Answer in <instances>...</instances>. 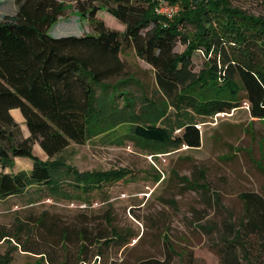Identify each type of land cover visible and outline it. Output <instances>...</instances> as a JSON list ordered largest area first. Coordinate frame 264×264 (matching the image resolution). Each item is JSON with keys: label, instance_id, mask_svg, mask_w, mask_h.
<instances>
[{"label": "trees", "instance_id": "16d2710c", "mask_svg": "<svg viewBox=\"0 0 264 264\" xmlns=\"http://www.w3.org/2000/svg\"><path fill=\"white\" fill-rule=\"evenodd\" d=\"M171 1L179 3L177 10L164 18L152 14L150 0H75L78 14L92 23V33L54 37L47 30L63 12L60 0H15L14 13L0 20V197L19 194L31 184L50 192L66 184L85 190L116 178L117 173L76 172L54 155L69 142L84 143L117 117L132 121L133 135L158 150L199 145L194 121L168 135L132 111L135 99L127 85L136 80L120 58L124 47L152 67L156 85L175 105L193 115L229 112L243 102L252 118H264V17L229 0ZM96 15L114 19L122 30L109 29ZM177 42L184 45L180 52L174 50ZM196 49L203 60L192 71ZM10 108H18L27 136L17 132ZM33 142L46 159L34 155ZM16 157L28 159V169L12 170ZM240 199L238 222L223 224L221 264H241L237 246L244 259L253 244L258 252L264 249V197L249 190ZM61 230L53 233L62 236ZM5 236L0 231V239ZM23 250L45 259L44 251ZM46 263L68 264L52 258ZM135 264L164 263L145 258Z\"/></svg>", "mask_w": 264, "mask_h": 264}, {"label": "rangeland", "instance_id": "374dc122", "mask_svg": "<svg viewBox=\"0 0 264 264\" xmlns=\"http://www.w3.org/2000/svg\"><path fill=\"white\" fill-rule=\"evenodd\" d=\"M60 1L63 12L47 32L54 37L92 33V23L78 14L75 0ZM229 2L264 17V0ZM150 4L155 16L172 18L179 3ZM15 7V0H0V20ZM101 17L96 15L109 29L122 30L114 19ZM183 48L177 42L174 50ZM191 53V70L197 71L203 55L199 49ZM120 58L136 80L127 90L140 121L168 135L177 133V125L194 121L199 145L158 150L133 135L132 121L119 117L84 143L69 142L55 158L76 172L117 173L116 178L85 190L66 184L50 192L31 184L19 194L0 197V231L7 234L0 239V262L47 264L52 258L68 264H135L155 258L164 264H221L223 224L238 222L240 193L255 190L264 197V119L249 117L243 102L234 112L195 116L156 85L152 67L131 47H124ZM13 119L24 135L21 116ZM31 149L46 159L37 142ZM26 160H15L13 169H28ZM47 227L52 231L46 232ZM59 229L62 236L53 233ZM27 247L44 251L45 259L23 250ZM237 248L241 264H264V249L258 252L253 244L244 259Z\"/></svg>", "mask_w": 264, "mask_h": 264}, {"label": "crops", "instance_id": "0c3cea01", "mask_svg": "<svg viewBox=\"0 0 264 264\" xmlns=\"http://www.w3.org/2000/svg\"><path fill=\"white\" fill-rule=\"evenodd\" d=\"M241 106H238V107H235V108H232L231 110H230V112H234L235 110H237L238 108H240ZM8 112H9V114L11 115V117H12V119H13V116L14 115H20L21 116V114H20V112H19V110H18V108H10L9 110H8ZM247 113H248V111H247ZM248 116L249 117H251L249 114H248ZM21 118L23 119V117L21 116ZM252 118V117H251ZM253 120L254 119H257V118H252ZM261 119H264V118H261ZM14 120V119H13ZM258 120V119H257ZM23 123H24V121H23ZM25 126V125H24ZM197 127V126H196ZM198 128V127H197ZM25 130H26V133L24 134V135H22L23 137H25V136H27L28 135V131H27V129H26V127H25ZM39 151L42 153V154H44L43 153V151L39 148ZM34 155H36L39 159H42L40 156H38L37 154H34ZM15 160H25L24 158H19V157H16V158H14L13 159V165H12V170H14L13 169V166H14V161ZM5 170H7V169H5ZM16 170H18L17 168H16ZM15 171V170H14Z\"/></svg>", "mask_w": 264, "mask_h": 264}, {"label": "built area", "instance_id": "2783aa9c", "mask_svg": "<svg viewBox=\"0 0 264 264\" xmlns=\"http://www.w3.org/2000/svg\"><path fill=\"white\" fill-rule=\"evenodd\" d=\"M245 104V103H244ZM245 107L247 108L246 104H245Z\"/></svg>", "mask_w": 264, "mask_h": 264}]
</instances>
